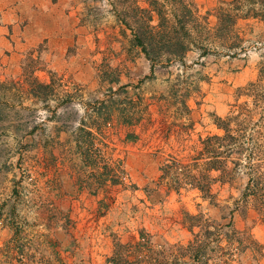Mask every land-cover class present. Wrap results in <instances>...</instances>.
<instances>
[{
	"label": "rangeland",
	"instance_id": "obj_1",
	"mask_svg": "<svg viewBox=\"0 0 264 264\" xmlns=\"http://www.w3.org/2000/svg\"><path fill=\"white\" fill-rule=\"evenodd\" d=\"M113 1L0 0V264H264L241 246L253 239L263 255L245 174L213 184L211 206L195 190L160 186L158 173L221 134L214 117L264 61V24L236 25L234 56L193 50L187 68L151 76ZM217 1L195 3L204 14ZM202 226L205 246L188 259ZM232 229L239 251L226 244Z\"/></svg>",
	"mask_w": 264,
	"mask_h": 264
},
{
	"label": "trees",
	"instance_id": "obj_2",
	"mask_svg": "<svg viewBox=\"0 0 264 264\" xmlns=\"http://www.w3.org/2000/svg\"><path fill=\"white\" fill-rule=\"evenodd\" d=\"M113 2L110 5L118 23L124 33H129L132 47L150 64L151 76L157 67L174 63L187 68L184 60L193 50L199 51L201 58L212 52V47L234 56L242 51L243 44L236 25L248 20L264 22V0H219L204 14L194 0H143V6L138 0ZM211 17L214 26L209 23ZM38 86L50 88V85ZM214 125L221 134L200 138L199 151L189 160L169 156L160 164L161 179L168 181L173 191L199 192L201 199L212 206L215 204L213 184H228L238 174H245L243 202L252 204L264 222V61L258 64L256 80L237 90L227 115L215 116ZM100 126L93 125L96 129ZM201 217L187 215L191 221ZM202 227V234L195 235V240L185 248L188 259L196 257L205 246L207 233L205 226ZM231 233L226 244L232 251H239L242 246V250L258 251L262 257V248L253 239L240 246L241 241L234 239L238 232L232 229ZM218 248L225 249L220 245ZM145 258L150 263L156 260L152 256Z\"/></svg>",
	"mask_w": 264,
	"mask_h": 264
},
{
	"label": "crops",
	"instance_id": "obj_3",
	"mask_svg": "<svg viewBox=\"0 0 264 264\" xmlns=\"http://www.w3.org/2000/svg\"><path fill=\"white\" fill-rule=\"evenodd\" d=\"M194 2H195V0H194ZM215 6H216V5H215ZM215 6H214V7H215ZM197 7H198V9L200 10L199 6H197ZM214 7H212V8H214ZM212 8H211V9H212ZM200 11H201V10H200ZM201 13H202V12H201ZM209 20H210V19H209ZM248 21H253V20H248ZM253 22H258V21H255V20H254ZM260 23L264 24V22H260ZM187 107H188V105H187ZM188 108H189V107H188ZM189 110H190V108H189ZM159 168H160V164H159V166H158V173H159V177H160V180H161V182H160L159 185H160V186H163V185H164L163 182H162L163 180L161 179L162 173L160 172ZM160 188H161V187H160ZM170 191H171V190H170ZM172 191H173V190H172ZM170 193H171V192H170ZM134 239H136V238H134ZM262 259H264V250H263V255H262L261 260H262Z\"/></svg>",
	"mask_w": 264,
	"mask_h": 264
}]
</instances>
